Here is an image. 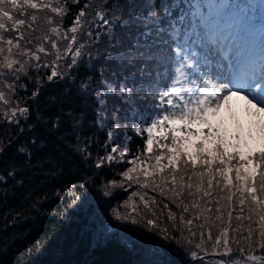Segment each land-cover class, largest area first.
I'll list each match as a JSON object with an SVG mask.
<instances>
[{
    "label": "trees",
    "instance_id": "obj_1",
    "mask_svg": "<svg viewBox=\"0 0 264 264\" xmlns=\"http://www.w3.org/2000/svg\"><path fill=\"white\" fill-rule=\"evenodd\" d=\"M59 1L62 11L58 22L62 28L69 30L81 9L93 15L99 10L109 24L105 25L100 18L90 22L94 49L83 43L89 48L85 53L88 57L79 56L75 65L62 69L51 81L46 69L35 66L26 68L27 74L25 69L11 80L7 68L0 62V91L10 95L15 101L12 104L28 109L26 116L18 112L9 118L0 116V176L4 177L0 181V264H180L191 251L224 254L220 250L224 248L223 240L213 247L224 232L231 252L241 256L242 249L243 254L264 255L260 215L251 211L255 205L245 190L249 183L255 184L257 199H264L258 183L264 166L250 159L264 152V147H256L248 153L239 152L238 148L227 150L223 134L213 128L211 143L205 141L206 148L221 143L226 156L232 158L225 167L212 159L216 155L212 152L209 167L198 155L200 149L197 148L205 140L208 125L187 127L192 129L190 133L177 121L174 126L177 131L171 130L173 126L153 130L149 151L145 144L147 134L138 135L135 131L146 127L136 113L149 115L152 106L158 103L152 99L158 89L153 87L149 95L148 82H143L141 90L134 89L125 103L102 83H115L118 89L123 80V75L119 74L127 75L108 55L117 50L112 48L115 40L121 42L117 48L125 46L126 51L121 56L134 55L127 46L136 40L140 41L143 51L146 40L153 51L161 50L157 59L163 60L167 51L164 41L176 29L183 35L190 27L193 9H189L184 0H135L136 8L131 13L129 0ZM23 2L19 0L17 8L6 5L13 19L0 20L5 25L0 29L1 56L8 54L18 60L30 58L33 46L44 39L43 19L37 17L34 22ZM165 8L169 15H165ZM151 11H155V17L148 15ZM115 17L120 19L115 20ZM157 17L159 21L154 23ZM17 20H24V24H17ZM113 23L116 26L111 29L113 39L110 40L108 33ZM145 27L151 31L147 37L140 35ZM8 40L12 44H8ZM46 45L49 46L47 42ZM167 67L159 63L152 71ZM114 72L117 77H113ZM33 92H37V96L33 97ZM98 95L105 100L103 106ZM146 96L148 98L144 99ZM110 130H115L113 139L108 137ZM172 136L178 138V147L173 146ZM125 143L129 151L124 157H120L118 151L112 153L113 161L105 160L100 167L96 166L99 157L111 152L112 146L119 145L122 149ZM21 149H27L30 156ZM194 154L199 161L189 159ZM173 155L174 165L168 163L159 172L143 176V170L159 166ZM157 156L162 157L159 164ZM248 160L258 163L259 169L252 176L245 175V184L241 186L237 168L243 170ZM128 168L134 169L130 173L132 180L123 175ZM220 168L227 173L226 178L218 171ZM9 172H14V176H8ZM145 183L147 187H142ZM140 191L144 192L143 201L138 196ZM169 210L175 215L174 220L168 218ZM116 214L135 217L138 223L117 220ZM181 215L185 221L191 219L192 224L182 223ZM149 218L156 220L157 229L150 230L147 226ZM163 229L168 230L166 234L161 232ZM178 229L183 230V236L191 240V244L177 242L181 239ZM202 241V248L196 249V244ZM226 257L230 260L228 255Z\"/></svg>",
    "mask_w": 264,
    "mask_h": 264
},
{
    "label": "snow or ice",
    "instance_id": "obj_2",
    "mask_svg": "<svg viewBox=\"0 0 264 264\" xmlns=\"http://www.w3.org/2000/svg\"><path fill=\"white\" fill-rule=\"evenodd\" d=\"M73 2L78 3V0H73ZM24 3L31 8L37 7L36 4L31 3V0H24ZM9 4L12 8L20 6L19 0H0V20L5 18L8 20L13 19L10 11L6 10V5ZM87 6L85 5V7ZM187 6L189 9H193L190 27L184 31L183 35H181L179 29H176L174 34H169V39L164 41L167 51L164 53L163 60L157 59V53L161 50L157 48L153 51L146 40L143 45V51H141L140 41L136 40L134 44L130 42L127 46V50L133 51L134 55L131 57L127 55L121 56V53L126 51L125 46L121 45V47L117 48V45H120L121 42L115 40L112 43V48L117 50L109 52L108 55L113 59L117 67L124 68L127 71V75L123 73L119 74L123 75V80L119 83L118 89L115 83L107 81H103L102 83L105 84L110 93L119 96L125 103L133 95L134 89L141 90L140 85L143 82H148L149 95H151L153 87L158 89L156 95L152 96V99L158 100V103L152 106L149 115L145 117L142 112L136 113L142 124L146 125V127L137 128L135 131L138 135L142 133L147 134L145 144L149 151L153 143L154 129L173 126L171 130L177 131L179 129L174 126L177 121H180L183 122L184 130L191 133L192 129L187 128L188 124L193 122L203 123L208 125V130L205 134V140H202L197 145V148L200 149L198 155L209 167H211L212 159L220 161L221 164L227 167L228 161L232 157L226 156L225 149L221 143H214L212 148H206L205 146V141L211 143V137L213 136V125L209 117L216 116L220 112L222 105L227 104L233 96L237 95H243L244 99L256 109L257 113H264V0H190ZM135 8V0H129V13L133 12ZM52 11L60 13L62 8L54 7ZM164 13L165 15L170 14L168 8L164 9ZM84 15V10L81 9L75 17V22L79 23L81 17ZM148 15L155 17L156 13L155 11H151ZM97 16L103 20L105 25L109 24V20L104 19L101 13H97ZM119 19L120 17H115V20ZM158 21L159 17H157L154 23H158ZM16 23L22 25L24 24V20H17ZM115 26V23L110 26L108 33L110 40L113 39L111 29ZM4 27V23L0 22V29ZM125 30H127V26H125ZM52 31L55 32L56 29H52ZM70 31L76 33L77 28L72 27ZM160 31H163V29ZM257 33L259 34L257 40L241 43L244 37L255 36ZM150 34L151 31L147 27L140 33L144 37ZM97 38H99V33H97ZM129 39L131 41V37ZM75 40L76 36L73 35L72 41L75 42ZM8 44H12V41L8 40ZM52 47H56L55 43H53ZM80 47H83V45ZM43 50V48L40 49V51ZM78 56H80L79 48L75 51V57ZM75 57L73 58V65L76 63ZM159 63H164L169 67L154 73L152 69ZM4 66L11 69L12 63L6 62ZM71 66L69 65V67ZM17 71H23V65ZM137 72L139 73V77L137 76ZM57 75L58 73L53 70L51 75L48 76V80L51 81ZM117 75V73H113V77H117ZM185 85H189V87L186 88ZM37 94V92H33V97L37 96ZM143 98L147 99L148 97ZM4 99L5 95L0 91V100ZM97 99L102 106L105 104V100L100 99L99 95ZM157 109L159 111H156ZM19 112L21 116H26L28 109L21 108ZM12 115H16L15 110H13ZM113 119H116L115 113H113ZM17 123L19 122L17 121ZM56 126L54 123L53 127ZM119 126L118 123L117 127ZM114 131L110 130L108 132L109 139L114 138ZM177 139L176 136L171 137L174 147H178ZM21 151L28 152L27 149H21ZM118 151L120 157H124L129 151L127 143L123 145L122 149L119 145L112 146L111 152L106 156L99 157L96 166L100 167L101 163L105 160L109 162L113 161L115 157L112 153ZM212 152H215L216 155L212 159H209ZM28 155L30 156V152H28ZM236 155L239 154L237 153ZM161 158V156L156 157L157 164H159ZM173 158H175L174 155ZM250 159L259 161L260 165L264 166V152L258 153L255 157H250ZM133 171V168H128L123 175L128 180H132L133 177L130 173ZM218 171L225 178L227 177V173L223 168L218 169ZM14 174V172H9L8 176H14ZM3 179L4 177L0 176V181ZM248 179L251 180V177H248ZM237 180L243 186L244 180L241 178L238 168ZM136 182L139 181L137 180ZM173 182H175V177H173ZM258 183L260 191L264 192V168L261 170ZM142 187H147V183L143 184ZM209 187H211V180H209ZM255 187V184L249 183L245 190L249 192L250 200L255 205L251 211L257 212L260 215V235L264 237V199H257ZM105 194L108 193L106 192ZM205 194L207 195V193ZM243 194L244 192L241 191L242 196ZM132 195L135 196L136 193ZM140 199L143 201L144 197L141 196ZM240 203L243 204L244 200H241ZM145 207H148L147 202H145ZM164 207L167 208V205ZM184 211H188L187 205L184 206ZM168 218L170 220L175 219V215L171 210H169ZM217 218L219 219V217ZM116 219L130 220L132 224L138 223L135 217L129 215L121 217L119 214H116ZM229 219H231V213H229ZM180 220L182 223L192 224V220L188 219L185 221L183 215H181ZM146 224L150 226V230L157 229L155 219H147ZM200 227L202 228L203 225ZM167 231V229L161 230L164 234ZM178 231L181 233V239L177 241L178 243L182 241L187 244L192 243L191 240L183 236L182 229H178ZM189 232L190 235H195L190 229ZM250 237L251 232H249ZM165 238L167 239L168 237L165 236ZM209 239H211V234H209ZM202 243L203 241L201 244H196V249H201ZM219 244L220 238L218 237L216 245L213 247ZM223 245L225 254H230L231 249L228 247V240L226 238L223 241ZM261 247L264 248V244ZM241 257L245 264H264V256H244L242 249ZM189 259L190 261H195L197 259L202 260L203 257L199 256L197 251H191ZM220 264H228V262L221 261ZM232 264H240V261L234 260Z\"/></svg>",
    "mask_w": 264,
    "mask_h": 264
},
{
    "label": "rangeland",
    "instance_id": "obj_3",
    "mask_svg": "<svg viewBox=\"0 0 264 264\" xmlns=\"http://www.w3.org/2000/svg\"><path fill=\"white\" fill-rule=\"evenodd\" d=\"M31 3L36 4L37 7L31 8L24 2L23 5L24 7L28 6V16L34 22L36 21L37 17L43 19L45 36L42 43H37L33 46L34 51H32L30 58L18 60L8 54H4L5 56H1L2 53H0L1 65L4 66L6 62L12 63V68H7V72L9 73L8 77L10 79L12 78L11 80H15V78L20 75V72L22 71L17 70L20 69L21 65H23V71H25L26 68L29 69L30 67L35 66L37 68H41V70L46 69L49 75H51L53 70L59 73L62 69L69 68V65L72 64L77 48H79L80 50V56L83 55L85 57H88V54L85 53L89 51V48L91 49L93 47L92 39L89 35L91 28L90 22H93L96 20V18H99L97 16V13H101L99 10H96L94 12V15L92 13H89V11H84V13L89 17L86 18V16L84 15L83 17H81L79 23L74 22L69 30H67L65 28H62L61 24L58 22V17L60 16L61 12L56 13L52 11V8L54 7H62L59 0H31ZM45 5H47V7H45ZM33 17H35V19H33ZM72 27L77 28L76 33H72L70 31ZM52 29H56V31L53 32ZM73 35L76 36L75 42L72 41ZM46 42L49 46L46 45ZM53 43H55L56 45L55 48L52 47ZM83 43L86 45V47L89 48H86L84 46L80 47L81 45H83ZM41 48H43L44 50L40 51ZM37 57H39V59H37ZM78 58L79 56L75 57L76 61L78 60ZM28 69H26V74ZM26 74L23 72V75ZM13 102L15 101H12L10 99V95L5 94V99L0 101V116H6L7 118H9L13 116V110L18 112V114L20 113L19 109L23 108L22 105L12 104ZM209 119L212 121V125L214 126V128L220 131L221 134H223V138L225 140L224 145L227 150L238 148L239 152L248 153L256 147H264V113H257L256 109L253 108L252 105H250L248 101L244 99L243 95L233 96L227 104L222 105L220 112L216 116L209 117ZM190 157H193L189 159L193 160L194 162L196 160L199 161V159H196L197 157L195 154L191 155ZM170 159L171 161H174L175 158L170 156L166 157L164 163L160 164L159 166L149 167L146 170H143V176L149 173L153 174L159 172L164 168L166 164L170 163ZM175 163L176 161L171 162L172 165H174ZM243 166V170H240V175L244 180L243 184H245V175L252 176V173L257 171L259 168L258 163L253 164L250 160L243 164ZM134 193H136V191ZM143 195L144 192L140 191V193H138V196ZM135 201L136 200L132 201L131 205L134 206ZM129 207L132 208L131 206ZM225 238L227 239L226 235L222 236L220 240L224 241ZM217 250L218 249H216V251ZM220 250L224 251V255L226 257L224 248ZM227 255L228 257H230L231 261L239 260L240 264H245L239 254L231 252ZM188 264H220V262L215 258H211L195 260L194 263L191 262Z\"/></svg>",
    "mask_w": 264,
    "mask_h": 264
},
{
    "label": "water",
    "instance_id": "obj_4",
    "mask_svg": "<svg viewBox=\"0 0 264 264\" xmlns=\"http://www.w3.org/2000/svg\"><path fill=\"white\" fill-rule=\"evenodd\" d=\"M198 255L201 256V257H203V259L215 258L219 262H221V261H227L228 264H232V262H233V261L229 260L228 258H226L224 254L218 253V252H204V253H200ZM243 255L244 256H249V255L264 256L262 254H243ZM189 257L186 258L185 260H183L180 264H188V263L192 262V261H190ZM197 260H200V259H197Z\"/></svg>",
    "mask_w": 264,
    "mask_h": 264
}]
</instances>
